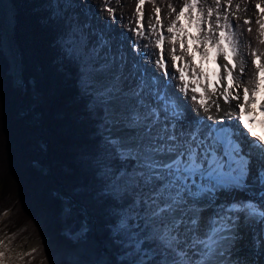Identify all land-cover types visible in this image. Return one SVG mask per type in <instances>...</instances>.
<instances>
[{"label":"snow or ice","instance_id":"snow-or-ice-1","mask_svg":"<svg viewBox=\"0 0 264 264\" xmlns=\"http://www.w3.org/2000/svg\"><path fill=\"white\" fill-rule=\"evenodd\" d=\"M145 2L138 0L139 20L134 26L130 20L129 30L135 36L158 32L154 46L159 52L151 62L160 76L142 63L150 60L149 46L141 52L138 40L131 48L139 60L129 62L123 50L113 51L101 37L91 48L84 44L78 56L89 112L101 121L102 152L90 163L100 184L99 199L110 202L111 235L123 248L122 264H250L246 256L240 258L244 242L253 228L264 236V138L253 130L258 106L264 115L262 56L253 51L249 60L241 50L244 41L233 30L241 25L221 16L222 0H214L216 8L206 11L198 7L205 0H184L166 29L171 34L166 59L161 9L155 8L156 23L145 29ZM256 8L261 18L255 23L264 37V0H257ZM107 10L115 20L114 9ZM182 17L187 25L180 23ZM60 39L74 45L79 38L69 33ZM197 51L200 64L195 63ZM237 56L242 57L239 63ZM214 57L220 63L209 71L204 65ZM252 65L255 71L246 73ZM170 78L183 82L176 87L186 97L192 93L197 115H189L170 91ZM226 119L237 123L226 124ZM240 127L243 134L236 130ZM252 243L264 247L259 238ZM5 257L0 251V264Z\"/></svg>","mask_w":264,"mask_h":264},{"label":"trees","instance_id":"trees-1","mask_svg":"<svg viewBox=\"0 0 264 264\" xmlns=\"http://www.w3.org/2000/svg\"><path fill=\"white\" fill-rule=\"evenodd\" d=\"M12 2L22 89L9 75L0 33V220L18 214L26 232L46 242L50 255L34 253L27 264H122L123 248L111 235L110 202L99 199L90 163L102 152L101 121L89 112L90 97L82 90V31L55 0ZM69 33L79 38L74 45L60 39ZM41 164L50 176L37 170ZM60 195L71 202L72 231L85 224L77 247L75 232L63 234Z\"/></svg>","mask_w":264,"mask_h":264},{"label":"rangeland","instance_id":"rangeland-1","mask_svg":"<svg viewBox=\"0 0 264 264\" xmlns=\"http://www.w3.org/2000/svg\"><path fill=\"white\" fill-rule=\"evenodd\" d=\"M60 4V11L64 13V15H67L65 17L69 18L70 24L73 25V27L76 28H85L86 31V41L84 44H87L89 48L91 46L89 44L93 43L96 44L98 40V37H101L103 39L108 40L109 45L111 46L113 51H119V50H125L127 51V56H131V51L128 49H131L132 41L129 38H125L124 36H121V33L118 31L119 28L124 26L123 19H124V13L129 10H134L136 12V8L138 6V0H108V3L105 4L103 0H55ZM245 0H233L231 5H228L226 3V0H222L221 5L219 7V12L221 16L224 14L231 13V7L235 3H242ZM255 3V2H253ZM184 0H165V2H161L159 4L152 3L151 0H146L145 4L142 6V11L144 12V19L148 16L157 15L155 13V8L159 7L161 9L160 13L158 14L161 21L163 22V25L166 24L168 19L174 20L176 14L180 11V9L183 7ZM254 5V4H253ZM113 8L114 15L116 18L115 20L112 19V16L108 12V8ZM175 7L176 12H172L171 8ZM202 10H207V8L212 7L216 8V5L214 3V0H205L204 3H201L198 6ZM150 10V11H148ZM0 18H1V31L5 27H3V18L1 15L0 10ZM232 17L229 16V20L231 21ZM213 23L215 25V14L213 15ZM139 20V14L135 13L134 21ZM181 24H188V21L186 17H182ZM5 26V24H4ZM123 28V27H122ZM234 30V29H233ZM194 31V30H193ZM93 34L94 37L91 36ZM198 35H204V33H194ZM218 34V30H217ZM91 36V39L93 41H89L90 39L88 37ZM2 40H1V51L3 52V55L6 57L8 63H9V75L13 77V83H14V76L12 75L11 71V64L9 62V57L6 54L5 50L3 49V32H2ZM89 39V40H88ZM89 42V44H88ZM83 44V45H84ZM149 43H147L148 45ZM150 45V44H149ZM201 48L203 46H200ZM105 52L108 51V49H104ZM135 54V52H133ZM200 55V53L196 54V57ZM133 58V56L131 57ZM9 59V60H8ZM13 66V65H12ZM20 67V62H19ZM14 68V67H13ZM21 69V68H20ZM18 85L19 88L22 89V71H21V77L18 79ZM17 86L14 83V87ZM16 88V87H15ZM45 165H40L37 167V170L39 172L43 173L46 177L48 175L47 170H45ZM47 167V166H46ZM48 168V167H47ZM50 176V175H48ZM59 200H61V215H60V224L63 227L65 233H63L65 236L69 235L71 233L75 232L74 242L75 247H77L79 244V239L82 238L81 234L87 233L85 224L81 226V228L76 231H72L74 225H69L68 221H70L71 212V202L69 198H65L64 196L60 195ZM22 216L18 215H12V219L10 218V212L5 214V217L0 220V251H4L6 253V257L3 260L2 264H27V258L28 256L37 253L36 255H43L45 257H48L50 255V251L48 248H45L46 242L41 240L37 234L27 231L26 232V226L27 224L25 221L21 220ZM11 222V223H10ZM14 223V224H13ZM16 225L18 226H14ZM25 227V228H24ZM59 231V230H58ZM11 232H15V236H11ZM29 234V235H27ZM40 234V233H39ZM61 234V236H64ZM64 236V237H65ZM86 236V235H85ZM84 238V237H83ZM54 245V244H52ZM246 250L243 248V252ZM255 257H257L256 254H254ZM23 258V260H22ZM23 261V262H22ZM74 264V263H71Z\"/></svg>","mask_w":264,"mask_h":264},{"label":"bare ground","instance_id":"bare-ground-1","mask_svg":"<svg viewBox=\"0 0 264 264\" xmlns=\"http://www.w3.org/2000/svg\"><path fill=\"white\" fill-rule=\"evenodd\" d=\"M255 2V3H253ZM256 2L257 0H245L242 3L238 4L235 3L232 7H231V13L229 14L231 21L234 22L235 24H239L241 25V27L239 29H234V31L236 32V39L238 41L243 40L244 44H240V48L241 50L248 55L249 60L254 59V57H252L250 54L253 51H256L258 54H261L262 56V62H264V43H261V40L264 39V37L260 36L259 33V25L255 23L256 20L261 18V14H260V10L256 8ZM254 4V5H253ZM237 5H239V8H237ZM15 6V5H14ZM150 11V10H148ZM136 12L134 10H129L127 12H125L124 15V21L123 24L124 26H122L121 28L118 29V31L121 33V36H124L125 38H129L132 42L138 40L141 47H140V51L144 52L145 51V45L148 44V48H147V52L148 55L150 57V60H145L142 63H144L149 69L153 70L155 72V74L157 76H160V72L159 69L156 68L155 64L152 63L151 61H154L156 59V56L154 55V53H158L159 49L155 48V40L157 38L158 32L157 33H153L151 31H145V34L143 36H135L133 34L132 31L129 30V22L131 20L132 25L134 26L136 24L137 21H134V17ZM156 16V15H155ZM247 19H251L252 23L250 24H244V21ZM145 23H144V27L145 29L149 28V25L151 24H155L156 20L155 17L153 18V16H148L145 19ZM172 22V20L168 19V21L166 22V24L164 25V34H165V56L166 59L167 57V52L168 50H170L171 48V43H170V36L171 34L167 33V26ZM5 27L3 29V44L4 47L3 49L5 50L6 54L8 55L11 63H12V67H16V60H15V56L13 54L12 51V47H11V43H10V37L12 35V31H11V26H4ZM248 28H251L252 31L249 32L247 31ZM245 44H247V47H245ZM192 48H196L195 44H191ZM131 51V56H127L129 62H131L133 59H137L139 60L140 57L135 53H133V51L131 49H128V51ZM126 54L127 51L123 50ZM197 53H200V51H197ZM177 54H180L179 51V44H177ZM133 56V58H131ZM185 59L190 60L191 57H185ZM242 57L237 56L236 57V62L239 63L241 61ZM221 58L219 57H214L212 60L208 61L207 63H205L204 67L206 69H208L209 71L212 70H217V64L220 63ZM181 66H183L184 61H180L179 62ZM195 63L196 64H200L201 63V55H198L195 59ZM219 71L221 72V74H223V69L220 68ZM255 71V67L254 65H252L250 68L246 69V73L247 72H254ZM238 76V72L236 73ZM17 76V75H16ZM239 78V77H238ZM245 79H247V76H245ZM171 83H170V91L172 93H174L175 96L180 98V102L182 103V105L186 106V108L188 109V113L191 116H195L197 115V113H195L194 111H192L193 108H195L197 106L196 102H193L190 100V95H192L191 92H189V96L186 97L184 95V93L180 92L179 89L176 87L177 84H182L183 82L181 81H177L174 79H171ZM249 84H251V81H249ZM198 95V94H197ZM199 98V97H198ZM215 99V98H213ZM261 100H264V95L261 96ZM221 103H222V98H221ZM209 105L211 107V113H215V106L212 104V101H209ZM210 113V114H211ZM201 116H205L207 114L203 113L201 111V113L199 114ZM255 118H256V123L253 124V130L255 131V133L257 132V129L259 127H261L262 129L264 128V126H262L260 124V120L264 119V115L261 114L260 110H259V106L257 108V112L255 114ZM226 124H232L235 125L237 123V121L233 120V121H228L227 119L225 120ZM250 195H256L255 193H250ZM261 239L262 242H264V236H260L258 233V230L256 228L252 229V234L249 237L250 240L252 241V239ZM253 239V240H254ZM262 248V253H258L256 254L257 257H255L253 255V253L250 254L251 259L255 260V258H258V255H261L259 257L260 261L259 264H264V247ZM249 257L248 256V252L245 251L242 253L241 255V259H243L244 257Z\"/></svg>","mask_w":264,"mask_h":264},{"label":"water","instance_id":"water-1","mask_svg":"<svg viewBox=\"0 0 264 264\" xmlns=\"http://www.w3.org/2000/svg\"><path fill=\"white\" fill-rule=\"evenodd\" d=\"M0 10H1V15L3 18L4 24L6 26H11L12 35L10 37V43H11L13 54L15 56L16 67L13 68L11 61L9 59L8 60L11 64V71H12V75L14 76V83L17 85L15 87L19 88L17 79L21 77V69L19 67L20 56L17 52V48L13 40V35L15 33V26H16L17 11H16V7L14 6L12 0H0ZM1 35H2V32H1ZM1 40H2V37H1Z\"/></svg>","mask_w":264,"mask_h":264}]
</instances>
